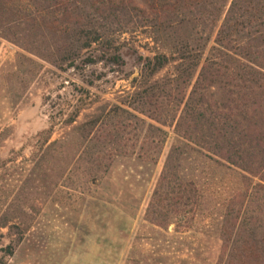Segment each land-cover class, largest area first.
I'll list each match as a JSON object with an SVG mask.
<instances>
[{"label":"trees","instance_id":"16d2710c","mask_svg":"<svg viewBox=\"0 0 264 264\" xmlns=\"http://www.w3.org/2000/svg\"><path fill=\"white\" fill-rule=\"evenodd\" d=\"M126 36L145 41L136 81L149 85L156 112L148 117L158 125L133 137L132 123L144 119L114 105L82 125L85 141L108 165L138 147L137 157L157 162L169 136L163 126L173 127L146 220L179 231L197 213L205 188L179 171L188 148L207 152L241 177L212 208L209 228L221 242L215 264H264V0H0V40L63 71L122 65Z\"/></svg>","mask_w":264,"mask_h":264},{"label":"rangeland","instance_id":"374dc122","mask_svg":"<svg viewBox=\"0 0 264 264\" xmlns=\"http://www.w3.org/2000/svg\"><path fill=\"white\" fill-rule=\"evenodd\" d=\"M0 41V264H215L221 242L209 228L212 208L241 177L188 148L179 174L195 178L207 196L179 231L174 223L160 228L146 216L174 128L163 126L169 136L157 162L137 157L138 147L111 165L97 159L102 150L81 130L114 105L144 119L132 123L131 136L143 138L148 123L158 125L148 117L156 112L145 98L149 85L136 81L145 41L122 40V65L68 71ZM77 112L75 123L63 124Z\"/></svg>","mask_w":264,"mask_h":264},{"label":"water","instance_id":"95a60500","mask_svg":"<svg viewBox=\"0 0 264 264\" xmlns=\"http://www.w3.org/2000/svg\"><path fill=\"white\" fill-rule=\"evenodd\" d=\"M172 227H170V229H171Z\"/></svg>","mask_w":264,"mask_h":264}]
</instances>
